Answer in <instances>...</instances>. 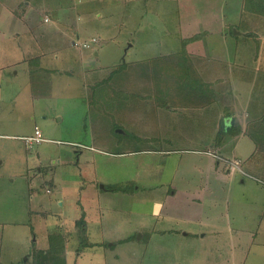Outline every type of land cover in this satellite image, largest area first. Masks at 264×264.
I'll list each match as a JSON object with an SVG mask.
<instances>
[{
    "label": "rangeland",
    "instance_id": "374dc122",
    "mask_svg": "<svg viewBox=\"0 0 264 264\" xmlns=\"http://www.w3.org/2000/svg\"><path fill=\"white\" fill-rule=\"evenodd\" d=\"M111 1L0 0V261L18 264L32 251L27 258L31 264L34 250L42 249L38 248L42 246L39 240L35 242L36 236L48 228V234L52 229L65 234L70 264H88L90 259L81 256L86 251L97 254L104 250L100 245L109 246L107 264H226L228 253L223 240L201 238V234L186 238L182 230L164 234L155 231L150 241L142 237L145 229L181 227L176 209L169 207L187 195L165 198V190L186 193L210 178L192 165L193 159L202 155L200 150L208 149L195 142L202 131L207 134L197 126L202 118L193 116L190 126L182 128L169 113L162 116L160 111L176 104L166 90L174 87L173 79L168 78L164 84L159 79L168 77L167 71H173L175 62L182 59L181 51L166 56L179 45L181 16L192 7L205 10L208 0H141L131 6L128 17L120 13L122 6L111 5ZM227 4L233 22L228 42H237L240 56L243 49L247 50L243 61L254 67L253 55L261 50L262 35L256 31L261 27L264 36V15L244 10L243 0H227ZM236 6L241 16L234 11ZM54 9H60L61 14ZM78 10L83 13L82 19ZM242 11L246 13L242 15ZM57 25L61 32L51 29ZM243 28L251 33L238 36L236 32ZM87 40L89 47L83 44ZM41 52L45 53L42 62ZM232 55L233 61H240ZM261 55L264 58V49ZM145 57L152 58L140 75L124 78L128 69L136 68L123 66L124 60ZM186 64L178 62L187 71ZM85 65L95 70V75L119 73L122 80H127L114 81L112 76L96 81L85 74ZM252 76L248 77L251 88L250 83L242 81L228 88L230 96L227 102L223 100L221 115L225 120L214 132L216 142H229L225 158H236L240 168L232 166L235 159H223L226 163L221 159L220 170L225 175L213 181L212 193H200L197 197L201 200L195 201L199 217L212 213L229 229L245 227L255 233L231 242L233 248L237 247L231 261L240 264H264V110L261 112L257 103V94L264 86L260 91L254 88ZM184 77L189 81L192 75ZM131 81L135 86L129 89L135 93L120 91L117 83L127 86ZM188 81L185 86H190ZM237 89L242 91L239 97ZM251 99L247 128L226 121L229 113L239 118L246 110L239 105L233 112L237 100L246 105ZM219 108L216 104L209 111L213 118ZM35 126L46 140L30 146L22 136L32 135ZM187 130L196 134L194 141L177 138V132ZM160 131H167L172 139L139 137ZM240 132L242 142L237 144L239 140L230 134ZM254 148L256 152L249 161L247 157ZM209 150L222 157L217 150ZM226 166L230 174L224 170ZM128 178L137 179L139 184L134 195L127 197L112 189L113 181L128 182ZM123 180L120 183L126 184ZM95 201L105 213L104 234L92 236L84 225L78 227L72 220L79 215L80 204L88 206ZM182 227L196 230L200 226L192 223ZM128 235L132 237L129 244L117 240V246L110 247L115 237ZM91 237L104 241L98 244ZM93 243L95 248L90 247Z\"/></svg>",
    "mask_w": 264,
    "mask_h": 264
},
{
    "label": "crops",
    "instance_id": "0c3cea01",
    "mask_svg": "<svg viewBox=\"0 0 264 264\" xmlns=\"http://www.w3.org/2000/svg\"><path fill=\"white\" fill-rule=\"evenodd\" d=\"M138 1L141 0H112L110 2L111 5L115 4L116 6H122V8L120 9L121 12L124 17H128L130 14V8L134 3H139ZM225 3H219L217 4L216 1H212V0H208L205 10H200L199 8L196 7H192L191 12H185V14L183 16H181L180 21H179V26H180V37H179V45L176 49L166 53L168 55L166 56H170L171 53H175V52H180L182 49V39L184 37H190L194 34H198V37L189 41L186 45L187 49H188V55L187 57H183L182 59H179V61H176V67L173 71H167L168 73V77L163 78V75L159 77L160 82L161 83H165L168 78H172L173 82H174V87H171L170 89H166L167 91H169L168 95L173 96L175 99L172 102V104H176L173 105L171 107H169V109H164L162 111H160V114H162V116L166 113H169L170 116H172L173 120L176 118L178 119V121L176 123L181 124L182 128H188L190 126V123H192V118L193 116L198 118L199 116L202 118L200 119L199 123L200 125H197L198 128H201L202 130H207V134L205 133V131H202L201 133V137L200 138H196V141L198 144H200L201 146L204 145L203 148H208L205 150H200L202 152V155H200L199 157L194 158L192 165L194 168H197L200 174H204V176L206 175L208 178V182L202 185H199L197 187H195V189H189L186 191V193H183L182 191L180 192L178 189L177 190H173L172 193L170 192V189H167L164 191V196L165 198H175L177 197L179 194H185L187 195V197L183 198L184 200L181 202L179 199L176 201V204L174 206H170L169 209H176V211L174 212V214L177 215L176 220L177 222H179V224L181 225L180 228H161V229H152V230H144V233L142 235V237L145 236V238H147V241L151 240V236L153 234V232H160V233H167V232H172L174 230L178 231V230H182L181 235L183 237L188 238L190 234H201V238H209L213 241H217L219 242L220 240H223L225 243L222 244L223 247H225L227 249V261L226 264H240V262L236 263V261H231L232 258V254L236 253V249L237 247L233 248L231 246V242L234 241H241L242 237L244 235H255V233H253V231L245 228V227H238V228H233V229H229L225 226H223L221 223L218 222V219L215 215H213L212 213H209L207 216H205V218H201L199 217V208L198 206L195 204V201L197 200H201L200 197L197 196H201V194L207 195L208 192L212 193L213 190L211 189V186H213V181L216 179H220L221 177H223L225 174L220 170V168L222 169L221 164V159L227 161L228 156L226 155L227 152V148H228V144L229 142L224 139V141L221 142H216V138L214 135L215 129L218 130L221 125L222 122L225 119H222L221 115L223 112L222 106L225 102H227V97L230 96L229 93V87H231V85L235 86L238 84L237 81L244 83V82H248L250 83V88L252 86V83L249 82V76L253 75L251 78L252 79L255 78V84L256 87L254 86V88H258V91H260L259 89H263L264 86V65L262 66V64H264L263 62V57L261 55L262 49H264V44H263V32L261 27L257 29L256 33H261L262 35L259 36V39L261 40V50H259L258 52H256L253 55V64L255 65L254 67H251L247 64L246 61H243V58H247V50L243 49V56H240L241 50L237 51V42L233 43H229L228 42V37H229V27L230 24H233L232 20L230 19V15L228 16L227 13V0H224ZM230 2V0H229ZM83 4V2H81ZM142 3V2H141ZM231 4V3H230ZM143 5V4H142ZM232 5V4H231ZM56 10V14L60 15V9H54ZM66 13H67V9L64 8L63 9ZM62 10V11H63ZM144 10V5H143V9L140 10V14L141 12ZM234 11L238 14V16H241V10L238 8V6L234 7ZM11 11H9L10 13ZM78 18L82 19L83 18V13H81L80 10L76 11ZM76 12H74V14H76ZM70 14H73V12H69ZM243 13L245 14L246 12L242 11V15ZM250 15L252 13L248 12ZM57 15V16H58ZM264 17V16H263ZM63 22V21H62ZM66 22V20H65ZM235 23V22H234ZM67 24V23H65ZM76 26V25H75ZM85 27V26H84ZM69 28V27H68ZM53 31H57V32H61V28L57 25V26H53L51 28ZM64 30V29H63ZM261 30V31H260ZM31 31V30H28ZM65 31V30H64ZM63 31V32H64ZM248 31L247 28H243V30H239L237 31V35L240 36L242 34H246V32ZM35 33V30H33V34ZM68 33V32H67ZM247 35V34H246ZM34 36V35H33ZM95 37V36H93ZM239 38V37H238ZM35 39V36H34ZM39 39V37H38ZM91 40V39H89ZM88 41V40H87ZM97 41V40H96ZM46 44L50 45L52 50L53 49V44L46 41ZM239 45V43H238ZM129 46H132L131 43H129ZM239 49V48H238ZM236 50V51H234ZM239 52L238 55H236ZM42 53V54H41ZM38 53L39 55H42L40 57V60L42 62L43 60V56H44V52ZM232 54H234V60H240V61H233L232 58ZM164 55V54H163ZM232 55V56H231ZM46 56V55H45ZM241 58V59H237ZM243 57V58H242ZM50 58V57H49ZM152 57H145V58H141V59H137V60H124L125 63H127V66L131 67V65H135L136 68H130L128 69L127 72H125L124 78L128 77L130 78V76H137L140 75V70L141 68H143L144 65H147L150 61ZM76 59V58H75ZM46 61V60H45ZM187 62V71L185 68H182V66L178 65V62ZM72 62V60L70 61V63ZM259 65V66H258ZM85 67V74H91L92 77L96 80V81H101L105 78H112L113 76V80L114 81H124L127 79H121V74H112V72H108L105 73L103 75H95L96 71L95 70H91L89 67H87L86 65ZM140 68V69H138ZM67 69V68H66ZM65 69V71H66ZM94 71L93 73L88 71V70ZM187 72V73H186ZM236 73H238L239 75H235ZM162 74H166L165 72H163ZM191 74L192 77L191 79L188 81L187 78H185V75H189ZM247 80V81H246ZM186 81H188V84L190 86H185ZM234 82V83H233ZM236 82V83H235ZM119 84L120 87V91H124L125 93H135L133 89H129V87L135 86L134 82L131 81L129 83H127V86L122 84V83H117ZM199 85V86H198ZM123 89V90H122ZM125 89V90H124ZM242 91H240V89H237L236 93V97H239L240 93ZM147 95V94H146ZM264 89L257 94V98H258V108L261 112H263L264 110ZM225 99V102L223 101ZM216 104L219 105V110L216 113V117L213 118L210 115V110L213 109V106H215ZM252 104V99L250 101V103H247L246 105L243 102H240L239 100H237L234 103V106H232V110L233 112L235 111V109L240 105L243 108H245L246 110H244L243 115L238 117L233 116L234 114H230L229 113V117L226 119V121L228 123H234L235 125H238L240 128L245 129L249 126L250 121L248 120V111H247V107L249 105V108L251 107ZM171 109V110H170ZM230 110V111H232ZM247 111V112H246ZM212 113V112H211ZM224 113V112H223ZM166 116V115H165ZM245 116V117H244ZM212 118L214 120H212ZM245 118H247V120H245ZM245 120V121H244ZM215 123H214V122ZM225 121V122H226ZM224 124V123H223ZM225 126V124H224ZM210 127V131L208 133V129ZM167 133V131H166ZM163 134L161 131L158 132L157 134H152V135H143L140 136L143 139L146 140H153V139H157V140H161V139H172L171 134ZM243 134V133H242ZM195 135V136H194ZM217 135V134H216ZM233 138L238 139L239 141L238 143L242 142V138L240 137L241 132L240 133H235V134H230ZM245 135V134H244ZM243 135V137H244ZM247 135V134H246ZM248 136V135H247ZM196 137V134H193L190 131H185V132H177V138L178 139H182L184 141H194ZM240 137V138H238ZM251 138V135L248 136ZM32 145V144H31ZM30 145V146H31ZM209 149H214L217 150L220 153V156L222 157H216L214 155L209 154L208 152H206ZM254 152H256V148L253 149V151L248 155V160L250 161V159H252V155L254 154ZM124 153L119 152V154ZM227 157V158H225ZM223 160V161H224ZM224 161V162H225ZM226 163V162H225ZM227 168V166H226ZM226 171V173H231V171L227 168L224 169ZM212 176L214 177V179L212 180ZM123 179L117 181H113L112 183L114 184H119ZM124 182H126V180H123ZM127 181H131L132 182V187L127 186V189H113L114 191H120L121 193H123L125 196L129 197L131 195H134L137 192V189L139 187V184L137 185V179H133V178H128ZM136 184V186H135ZM171 184L170 186H168V188H171ZM145 188V187H144ZM150 189V188H148ZM48 190V189H47ZM171 193V194H170ZM179 193V194H178ZM201 193V194H200ZM170 194V195H169ZM207 197V196H206ZM182 199V198H181ZM207 199V198H206ZM187 203V204H184ZM164 204V201L162 202V205ZM80 209H79V215H76L75 217H73L74 219L72 220V223L76 224L77 222V226H85V229L87 231V233L89 235L94 236L93 234H99V235H103L104 234V230L102 228L103 225V218L105 213L103 212V210L101 209L102 206H99L97 204V202L95 201L92 204H87L88 206H85L84 203L80 204ZM161 205V207H162ZM183 205H188V207H183ZM107 206V204H106ZM109 208V207H107ZM220 217V216H219ZM45 219V218H43ZM80 221H82L80 223ZM166 221V219H164V222ZM92 223L94 224V226H96L94 228V226L92 225ZM192 223H196L199 224V228H197L196 230H191V229H184V227L182 226H188ZM31 226L30 229L32 232H34V227L32 225V223L30 222ZM65 226V224L63 225ZM76 227V230L77 228ZM144 228V227H143ZM47 229V230H46ZM60 230V229H59ZM61 231V230H60ZM35 233V232H34ZM93 233V234H92ZM38 234V233H37ZM44 235L47 239V241L43 242L44 239ZM228 236V237H224V236ZM132 236V235H131ZM92 238V241H97L95 243H98L101 240H105L104 236L101 239H97V238ZM240 239V240H239ZM39 240V244H41L42 246L38 247V248H42V249H46L49 247V242H48V228H44L41 235H37L35 242H38ZM103 240V241H104ZM120 240L119 242H125L123 244H129L130 241H132V237H115L114 240H112L110 247L115 248V246H117V244H114V241ZM133 243V242H132ZM95 246H97L96 244H92L90 245L91 248H95ZM236 246V245H235ZM104 250H100V252L98 251V253L96 254L94 251H86L85 253H83V255L81 256V259L83 258H87L90 259V262L88 264H107L106 262V258L108 257L106 254L108 247L105 246H101ZM67 248V246H66ZM110 248V249H112ZM32 252V251H31ZM31 252L28 253L26 259L24 261H20L18 264H30L29 260L27 259L28 256L31 254ZM67 254V263H68V250H66ZM88 252V253H87ZM234 252V253H233ZM100 257L101 261H99ZM118 256V254H115V258ZM93 260V262H92ZM245 261V259H244ZM0 264H2V261H0ZM70 264V262L68 263ZM245 264V263H243Z\"/></svg>",
    "mask_w": 264,
    "mask_h": 264
},
{
    "label": "trees",
    "instance_id": "16d2710c",
    "mask_svg": "<svg viewBox=\"0 0 264 264\" xmlns=\"http://www.w3.org/2000/svg\"><path fill=\"white\" fill-rule=\"evenodd\" d=\"M243 9L250 12H255L264 15V0H243ZM250 34L251 32H247ZM198 37L194 34L190 37L182 39L181 57H187L188 53L186 45L189 41ZM123 66L127 63L123 62ZM164 72V71H163ZM252 134V133H251ZM250 134V135H251ZM254 135V133H253ZM127 186L132 187V182L114 184L112 189H127ZM49 247L47 249H36L33 253V262L31 264H67L66 262V236L59 229H52L48 234ZM41 255L43 256L41 258Z\"/></svg>",
    "mask_w": 264,
    "mask_h": 264
},
{
    "label": "built area",
    "instance_id": "2783aa9c",
    "mask_svg": "<svg viewBox=\"0 0 264 264\" xmlns=\"http://www.w3.org/2000/svg\"><path fill=\"white\" fill-rule=\"evenodd\" d=\"M93 40H95V38H92V41ZM83 44H84L85 47H89L90 46V41H84ZM22 137L25 138L26 141L30 145L33 144V143H38V142H41L43 140H46V137L43 135L42 130L38 126H35L34 133L32 135H24ZM207 151H208V153H212L213 155H215L214 152H212L211 150H207ZM234 159H230V160H227V161L230 162L231 160H234V161H232V164H233L232 166L233 167H237L238 166L240 168L239 160H237L236 158H234Z\"/></svg>",
    "mask_w": 264,
    "mask_h": 264
}]
</instances>
